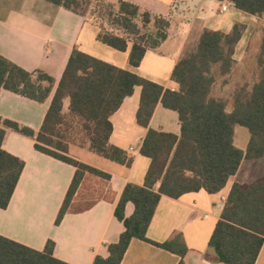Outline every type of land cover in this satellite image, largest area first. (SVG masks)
<instances>
[{
	"label": "trees",
	"instance_id": "trees-1",
	"mask_svg": "<svg viewBox=\"0 0 264 264\" xmlns=\"http://www.w3.org/2000/svg\"><path fill=\"white\" fill-rule=\"evenodd\" d=\"M73 12L99 29L98 41L121 52L130 51V65L140 67L147 52L158 51L170 37L172 21L123 0H44ZM264 21V0H218ZM245 26L236 24L230 33L205 29L196 48L176 65L172 80L179 91L162 86L132 72L119 69L79 50H74L39 132L0 117V209H7L25 168V162L6 152L3 142L11 129L36 140L35 149L72 165L76 173L60 210L56 225L72 211L73 201L87 175L109 181L110 176L69 156L66 137L69 116L79 120L94 153L130 166L132 158L110 145V121L136 87L142 88L137 123L148 130L140 153L151 160L143 186L128 184L115 210L124 231L108 246L107 258L93 264H122L134 239L185 258L188 247L182 234L155 243L148 230L163 196L179 199L202 190L217 194L225 189L247 160L264 156V27L258 64V80L234 96L233 110L223 99L212 97L221 78L233 72L234 53ZM47 83L48 86L43 84ZM54 79L43 72L30 73L0 56V92L44 103ZM159 104L176 112L181 135L150 128ZM249 130L246 150L235 145V126ZM135 207L126 217V206ZM264 245V177L251 184L235 183L209 243L208 259L224 264H256ZM55 243L36 251L0 236V264H67L54 257Z\"/></svg>",
	"mask_w": 264,
	"mask_h": 264
},
{
	"label": "crops",
	"instance_id": "crops-1",
	"mask_svg": "<svg viewBox=\"0 0 264 264\" xmlns=\"http://www.w3.org/2000/svg\"><path fill=\"white\" fill-rule=\"evenodd\" d=\"M123 1L172 21L169 39L158 51L147 52L138 68L130 65L132 44L125 52L104 45L97 39L99 29L73 12L44 0H0V56L30 73L40 71L54 79L51 94L44 103L2 90L0 117L39 132L76 49L166 90L179 91L172 74L178 62L196 48L203 31L228 34L236 24H242L246 29L235 48L236 66L231 75L246 59V86L252 89L258 80L263 20L218 0ZM222 4L228 5L227 11H221ZM255 40L257 46L251 52ZM231 75L220 81L227 84ZM43 85L48 86L47 83ZM215 87L212 97L221 99L214 96ZM141 94L142 88L136 87L133 95L110 118L113 125L110 145L132 158L130 166L94 153L89 142L69 144L70 157L111 178L107 181L87 175L79 191L85 190L88 196L97 199L87 208L70 211L60 225H56V220L76 169L37 151L35 139L6 130L3 149L22 159L25 168L8 208L0 209V236L36 251H44L48 241H53L54 257L67 264H93L96 257L109 256L108 246L118 242L124 231L123 223L115 216L123 191L128 184L143 186L151 165V160L140 153L148 132L137 123ZM150 128L181 135L178 114L162 104L156 108ZM238 173L217 194L202 190L179 199L163 196L147 237L155 243H164L182 234L188 247L183 264H224L208 259L210 240L233 185L256 181L240 182L236 180ZM134 210V205L129 203L126 217H131ZM181 261L177 254L134 239L122 264H180ZM256 264H264V245Z\"/></svg>",
	"mask_w": 264,
	"mask_h": 264
},
{
	"label": "rangeland",
	"instance_id": "rangeland-1",
	"mask_svg": "<svg viewBox=\"0 0 264 264\" xmlns=\"http://www.w3.org/2000/svg\"><path fill=\"white\" fill-rule=\"evenodd\" d=\"M263 29V28H262ZM261 29V31H263ZM263 34V33H262ZM257 46V42H253L251 52H254ZM221 78L220 80H222ZM218 81L215 89L214 96L220 97L227 103V110L231 112L233 110V101L235 93L242 87L246 85V59L243 64L236 68L235 72L228 79V83L224 84L223 81ZM67 107V106H66ZM65 107L64 114L66 116L67 124L63 129H66L67 141L71 145H84L89 142L84 131L82 124L79 120L74 119L69 116L67 108ZM251 134L249 130L242 126H235V145L242 150L247 148ZM264 176V158L260 160H247L242 162L240 171L236 177V180L246 183L250 180H257L258 178ZM97 199L96 196H88V192L85 190L79 191L76 195L72 209L81 210L87 208Z\"/></svg>",
	"mask_w": 264,
	"mask_h": 264
},
{
	"label": "built area",
	"instance_id": "built-area-1",
	"mask_svg": "<svg viewBox=\"0 0 264 264\" xmlns=\"http://www.w3.org/2000/svg\"><path fill=\"white\" fill-rule=\"evenodd\" d=\"M227 9H228V5L222 4L221 11L225 12V11H227Z\"/></svg>",
	"mask_w": 264,
	"mask_h": 264
}]
</instances>
